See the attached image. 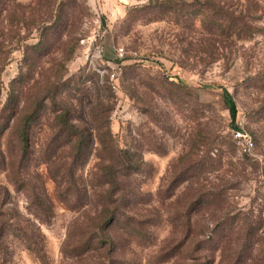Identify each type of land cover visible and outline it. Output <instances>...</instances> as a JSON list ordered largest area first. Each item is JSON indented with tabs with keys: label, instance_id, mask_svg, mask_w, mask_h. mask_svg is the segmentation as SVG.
I'll return each mask as SVG.
<instances>
[{
	"label": "rangeland",
	"instance_id": "1",
	"mask_svg": "<svg viewBox=\"0 0 264 264\" xmlns=\"http://www.w3.org/2000/svg\"><path fill=\"white\" fill-rule=\"evenodd\" d=\"M174 1L178 9L162 18L147 0H9L0 9V111L14 95L0 131V264H260L264 36L220 35L189 19L199 1ZM97 102L117 146L135 149L142 165L122 179L112 243L72 251L100 207L96 174L106 157L89 124ZM63 106L91 131L74 182L53 122ZM29 111L22 157L11 126ZM238 127L251 154L233 139ZM246 217L257 232L238 254Z\"/></svg>",
	"mask_w": 264,
	"mask_h": 264
},
{
	"label": "trees",
	"instance_id": "2",
	"mask_svg": "<svg viewBox=\"0 0 264 264\" xmlns=\"http://www.w3.org/2000/svg\"><path fill=\"white\" fill-rule=\"evenodd\" d=\"M8 1L0 0L1 10L7 6ZM193 1H199V7L193 8V4L189 5L192 8L186 12L191 16L189 19L200 16V22L204 27L217 31L220 35L234 36L237 39H248L255 34L264 36V7L242 10L229 8L225 0ZM261 1L264 3V0ZM175 2L174 0H147L146 5L155 8L159 17L162 18L164 16L170 17L171 12L178 9ZM258 11H260L259 14ZM13 98V93L9 91L6 102V108L9 111H0V131L9 126L10 118L13 116V103H11ZM229 102L231 126L235 127L236 105L232 99H229ZM99 109L100 104L97 102L93 105L92 111L89 112V124L99 144L100 152L106 157L98 164L96 174L101 185L97 192L100 207L90 222L86 226L80 227V234H78L76 242L77 247L72 251L77 248H81V251H87L91 247L99 248L105 243H112V239L107 234V228L118 220L117 210L123 200L121 195L122 179L137 172L142 165V159L135 149H122L117 146L109 129V115L105 113L102 115L103 111ZM60 110L55 112L53 122L57 126L58 135L68 143V154L72 158V163L68 164L66 172L68 180L74 182L73 166L78 163L86 149L91 139V131L88 126L74 123L65 106L61 107ZM35 112L29 111L17 115L16 123L11 126L22 157L26 156L29 151V122L33 119ZM131 229L133 230L132 227ZM256 229L247 217L242 221L238 229V238H242L238 254L242 252L245 245H248L246 241H249L256 234ZM90 234L91 236H89ZM260 241L262 246L260 264H264V235Z\"/></svg>",
	"mask_w": 264,
	"mask_h": 264
},
{
	"label": "built area",
	"instance_id": "3",
	"mask_svg": "<svg viewBox=\"0 0 264 264\" xmlns=\"http://www.w3.org/2000/svg\"><path fill=\"white\" fill-rule=\"evenodd\" d=\"M118 55L122 54V49H118ZM233 139L241 153L251 154L254 148L252 138L241 128L232 130Z\"/></svg>",
	"mask_w": 264,
	"mask_h": 264
}]
</instances>
